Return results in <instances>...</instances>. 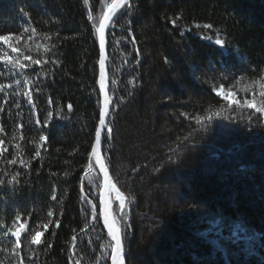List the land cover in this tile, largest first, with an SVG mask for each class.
Masks as SVG:
<instances>
[{
	"label": "trees",
	"instance_id": "16d2710c",
	"mask_svg": "<svg viewBox=\"0 0 264 264\" xmlns=\"http://www.w3.org/2000/svg\"><path fill=\"white\" fill-rule=\"evenodd\" d=\"M132 4L131 15L118 13L109 32V122L114 132L103 141L111 177L126 196L131 225L126 264H264V121L257 115L249 122L245 117L253 110L235 109L202 129L183 115H206L210 107L227 109V102L211 90L220 84L241 100L251 98L242 89L264 73V0ZM89 7L98 17L106 3L0 0V34L19 35L34 27L36 35L28 41L31 51L24 54L49 61L23 74L0 75L3 84L22 80L19 88L0 92V139L8 148L0 169L21 172L19 184L0 187V221L11 226L10 218L20 212L28 220L26 227L44 231L49 210L53 220H60L59 228L51 224L44 232L39 246L29 247L27 233L22 234L23 264H111L110 250L105 253L101 247L110 241L99 203L102 175L91 174V185L83 177L102 102L100 46L87 19ZM178 15L174 27L170 21ZM196 23H210L213 29H197ZM29 34L24 33L21 47ZM217 34L225 39L227 51L202 38ZM6 71L0 63V72ZM23 76L34 80L31 104L23 95ZM49 112L53 117L45 126ZM193 128L190 141L177 148L178 138ZM41 135L48 140L39 148L41 157L34 159ZM15 143L21 145L18 158L30 160V169L2 162L17 154ZM53 191L56 201L51 200ZM115 195L112 191L113 212L119 214ZM88 198L97 205L95 221ZM3 231L0 227V264H20L11 252L15 238Z\"/></svg>",
	"mask_w": 264,
	"mask_h": 264
},
{
	"label": "snow or ice",
	"instance_id": "6c2138e0",
	"mask_svg": "<svg viewBox=\"0 0 264 264\" xmlns=\"http://www.w3.org/2000/svg\"><path fill=\"white\" fill-rule=\"evenodd\" d=\"M90 0H83V3L85 5H89ZM102 2L106 3V10L102 11L99 16H94L92 14L91 8L88 9V16L87 19L92 22L93 26L95 27V33L99 37V45H100V54H99V91L103 94V100H102V106L99 109V120H98V126L95 129V135H94V142L91 145L90 152L88 154V162L83 172V177L88 178L89 185H91L94 180L93 176L91 174L95 173L96 175H99L102 173V184H103V193L99 198V203L103 205V225L107 229V236L110 237V241L105 244L101 245V247L104 249L105 253H108L110 250V261L111 264H126V240L128 237V230L130 229L131 225L129 223V216L126 212V196L123 192L120 191L119 188H117L116 183L113 181V178L111 177L109 173V167L108 164L105 161V157L101 153V142H102V133L105 134V139L110 140L113 137V126L112 123L107 120V117L110 115V105L113 104V95L109 94V88H108V71L106 67V61H108L109 57L106 53V30L109 29L111 26L114 25V17H117V14L120 13L131 15L132 9L134 5L132 4V0H110V2H107V0H102ZM121 10H124L121 12ZM20 12L24 16H28L29 14L24 11L23 8L20 9ZM180 19V16L178 15L176 18L171 19V24L175 27L177 26V20ZM128 23L130 24L131 21L129 20ZM195 28L200 29H213V25L210 23L200 24L196 23L194 25ZM186 31H191V27L185 26ZM27 37V41L24 42L23 47L20 46L21 41L24 40V33H29ZM128 31H131L129 28ZM36 35V29L32 27L30 30L28 28H24L23 31L19 34H13L12 32H8L6 34H0V46H2L3 49L6 50H0V63L7 66L6 72H0V75H11L12 72H15L17 74H23L26 69H29L32 66H39L48 63L47 60L42 59H36L33 58L32 55H25V51H31V48L29 47L28 41H32L33 37ZM58 35V34H57ZM46 38L50 37L45 34ZM204 40H211L213 39L210 35H204L202 37ZM127 39V37H125ZM132 39L134 40L135 37L133 36ZM215 43L217 45H220L222 47H227L225 39L221 38L219 34L215 37ZM40 45H36L35 48L37 51L40 49ZM52 47H55V45H52ZM44 51L48 52L50 51L48 45H43ZM137 51H139L137 49ZM11 53V54H10ZM126 62V61H125ZM136 63H139V61H136ZM47 75V74H45ZM38 78V77H37ZM240 79H243V77H240ZM239 82V81H237ZM22 84L21 79H13L12 83L3 84L0 83V92H3L5 89H11L14 86L19 88ZM23 84L27 88L26 91L23 92V95L27 97L28 102L31 104L33 103L32 100V85L34 84V80L28 78L27 76H23ZM258 89L259 91L257 92ZM37 92L40 91L39 87L35 89ZM216 96L220 97L222 100L226 101L228 104V108L225 109L223 107L217 108L213 110L211 107L207 110L206 115H200L196 114L194 116H190L188 113H184L183 115L188 118L191 121L195 122V125H199L202 129H207L210 122H212L215 118L222 117V115L225 112L231 113L235 109H239L240 111L244 110H253L251 111L250 115H247L245 119L249 122H251L257 115L259 116L260 121H264V73L261 74V76L258 79H254L251 81L250 84L245 85L242 89L246 93L251 94V98H248V96H245L242 100L237 98V93L235 91H232L231 89L225 90L224 84H220L218 87H213L211 89ZM13 95H16V93H13ZM120 99H123L122 97ZM4 103H7V94L5 93V100ZM49 103H51V98H49ZM117 107L119 105H116ZM16 107H20V105L17 103ZM73 108V105L71 103L67 104V109L71 111ZM4 111L2 107H0V112ZM53 117V114L51 112L48 113V119L45 120L44 124L45 126L50 125L51 119ZM226 118L233 119L234 117L231 115H228ZM39 118L36 119V124H40ZM19 128H23V124L19 125ZM193 131L195 129L193 128L192 131L188 133V135L178 138L181 140L180 144H177V148H180L181 146H184V141H190V138L192 137ZM4 132L3 125H0V133ZM17 137L14 135L12 137V140L15 141ZM24 136L23 133L20 132L19 140H23ZM40 145L37 147V150L34 153V159L41 157V151L39 150L40 147H43L44 144L48 140L47 135H41L40 136ZM5 141L4 139H0V158L4 157V154L8 151V148L4 146ZM14 148L17 150V154L13 155L11 159H3L2 162L7 165H16L17 163L25 168L30 169L31 167V161H26L23 158H18L20 151H21V145L20 143H15ZM171 151H175V149H170ZM168 160L171 161L172 157L169 156ZM95 166H98L95 167ZM158 171V169H157ZM0 173L3 175L0 176V187L7 185H13V184H19L20 183V177L21 172L19 170L14 171L12 173L7 172L5 169H0ZM65 176L68 175L67 172L64 173ZM3 176L8 177L7 180L3 178ZM83 177L81 181V191L83 192ZM97 184H99V181H95ZM112 191H115V201H118V209L119 214H116L113 212V198L111 197L110 193ZM86 197L82 196V199H85ZM57 196L55 194V191H53L51 195V200L56 201ZM87 202L91 204V216L92 220L95 221L98 219V213H97V205L95 203H92L91 199L88 198ZM32 216V213H28V217L30 218ZM47 216L49 217L47 223L42 224V228L44 231L38 230V228H29L26 227L28 224L27 219H23V213L16 212L14 214V218H10V224L9 226L7 223H4L3 221H0V227H3V235L4 236H11L14 237V244L11 248V252L19 259L20 264H23V257L20 254V249L22 247L21 237L22 234L27 233L26 239L29 247L31 245H41L43 243L42 236L44 235V232L49 229V226L51 224H54L55 228L60 227V220L57 218L55 220L52 219L54 216L53 211L49 210L47 212ZM23 219V222H21ZM81 231H84V229H81ZM52 235H55V232L52 233ZM77 237L76 235H73L72 241H76ZM52 245L51 243H48L46 247L50 248ZM75 247V244L73 243V248ZM31 251V248H30ZM75 255V253H74ZM69 259H72V257H69ZM74 264H80V262L77 260L74 262Z\"/></svg>",
	"mask_w": 264,
	"mask_h": 264
},
{
	"label": "water",
	"instance_id": "95a60500",
	"mask_svg": "<svg viewBox=\"0 0 264 264\" xmlns=\"http://www.w3.org/2000/svg\"><path fill=\"white\" fill-rule=\"evenodd\" d=\"M110 28L106 30V53H107L108 57H109V32H110ZM98 39H99V37H98ZM108 63H109V59H108V61H106V67H107V71H108V88H109V94L111 95L110 77H109V65H108ZM101 97H102V100H103V94L102 93H101ZM101 106H102V102H101ZM111 109H112V105H110V114H111ZM71 112H72V110H71ZM109 119H110V115L107 117V120L108 121H109ZM104 138H105V134L102 133L101 153H102L103 156H104V154H103V141H104ZM109 173H110V170H109ZM101 175H103V174L101 173ZM110 175H111V173H110ZM102 193H103V185H102V188H101V195H102ZM111 194H112V192L110 193V195ZM102 211H103V205L101 204V215H102ZM102 219H103V216H102ZM125 259H126V257H125Z\"/></svg>",
	"mask_w": 264,
	"mask_h": 264
},
{
	"label": "rangeland",
	"instance_id": "374dc122",
	"mask_svg": "<svg viewBox=\"0 0 264 264\" xmlns=\"http://www.w3.org/2000/svg\"><path fill=\"white\" fill-rule=\"evenodd\" d=\"M105 10H106V8H105ZM206 41L209 42V43H213V44L217 45V44L215 43V38H213V39H211V40H206ZM217 46L221 47L224 51H227V48H226V47H222V46H220V45H217Z\"/></svg>",
	"mask_w": 264,
	"mask_h": 264
}]
</instances>
